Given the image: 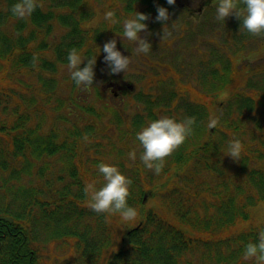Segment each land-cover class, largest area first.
Returning a JSON list of instances; mask_svg holds the SVG:
<instances>
[{
    "label": "trees",
    "instance_id": "obj_1",
    "mask_svg": "<svg viewBox=\"0 0 264 264\" xmlns=\"http://www.w3.org/2000/svg\"><path fill=\"white\" fill-rule=\"evenodd\" d=\"M134 1L128 0V5L131 6ZM16 2L18 0H0V72L13 69L10 79L0 83V183L13 195V201L20 197L22 210L27 207L28 211L25 215L10 214L4 203L0 208V264L42 262L41 252L32 247L34 240L28 237L29 226L25 221L33 224L44 222L49 238L70 237L71 264H194L185 259V255L200 249L206 240L189 235L181 226L191 230L201 227L204 231H229L238 226L237 222L250 217L248 207L264 202V68L246 65L239 60L241 50L232 49L236 41L243 43L245 36L249 35L246 31L239 32L240 20L231 16L228 22L227 31L233 42L229 44L224 40V44L231 54L225 56L221 53L218 59H207L198 76L204 89L211 87L230 93L219 111L218 126L209 130L210 111L200 104L190 103L187 98L180 104L174 90L170 91L169 97L162 99L165 104L155 97H132L128 102H132L133 108L127 112L118 107L117 98L111 96L110 105L95 109L88 104V100L94 92L104 101L105 93L99 85L108 66L104 63L102 49L104 41L108 42L116 36L117 25H89L95 15L88 9L85 0H38L42 7H37L27 20L12 15L10 9ZM114 14V19H118L119 13ZM72 48L77 49L84 59L99 53L94 67V83L87 90L77 87L70 74L66 75V79L57 77L60 68L67 66V56ZM34 53L38 55L35 67L32 64ZM86 64L85 60L80 67ZM21 76L29 83L21 81V89L12 86V81L19 80ZM237 83H242L244 90L238 89ZM28 88L31 93L27 92ZM53 96L59 100L54 110L64 113L56 116L46 129L44 126L49 113L46 110L49 109L44 103H48ZM107 108L113 114L112 120L118 124L116 129L119 132L118 137L107 141L108 147L122 143L126 152L118 150L117 153L126 156L133 149L131 141L136 133L149 121L167 116L165 110H170L172 113L167 117L177 122L195 117L193 134L166 158L161 173L168 174L171 180H182L187 184H191L196 175L205 174L201 182L202 192L205 200L211 202L200 212L189 205L185 196L191 188L176 190V184L169 192H165L168 187L159 189L165 192V199H171L167 208L178 224L165 215L149 210L142 222L121 236L116 245L118 250L114 253L111 252L115 245L111 222L105 219V214H97L87 206L88 198L83 191L86 183L98 181L97 188L103 185L102 176L93 174L99 173L97 165L104 163V157L99 155L104 147L95 139L101 133L99 125ZM38 111L39 123L30 125L32 116ZM75 116L83 124L74 120ZM64 123L66 126H63ZM232 138L239 139L247 152L241 154L238 162L226 159L227 164L223 168L224 153ZM93 143L95 149L91 147ZM84 159L90 167L84 168ZM141 165L140 161L119 164L121 170H128L126 178L132 180L127 203L137 213L146 193L154 190V181L146 178L147 171ZM190 167L192 172L178 176L182 172L180 169ZM25 172H33L35 179L53 188H48V191L22 188L16 194L8 179L14 181L19 177L20 180ZM46 173H49L48 177ZM90 174L96 179L91 181ZM188 174L193 176L186 178ZM148 180L152 181L150 185ZM233 180L236 181L235 186L232 185ZM41 191L48 193V199L42 197ZM215 195L221 200L216 205L212 203V196ZM237 198L242 201L237 202ZM36 208L40 216L34 219L31 210ZM260 228H264V222L225 238L233 263L235 256L242 259L249 242L257 241ZM218 241L224 243L223 239ZM215 260L216 264H224L228 258L219 254Z\"/></svg>",
    "mask_w": 264,
    "mask_h": 264
},
{
    "label": "rangeland",
    "instance_id": "obj_2",
    "mask_svg": "<svg viewBox=\"0 0 264 264\" xmlns=\"http://www.w3.org/2000/svg\"><path fill=\"white\" fill-rule=\"evenodd\" d=\"M86 6L89 10L94 13L95 17L88 23L89 25L95 27L103 24L109 23V25H112L113 23L110 20L105 19V14L108 11L113 12H121V11H129L125 12L130 18L134 15L135 12H149V8L145 7V5L141 1H134L131 3V6H128V0H85ZM144 8V9H143ZM175 17H170L169 21H167V28L165 29L166 32L170 33V35L166 36L163 40H161V36L163 34V28L165 27V24L162 22H156L157 24H153L152 18L153 15H147L149 17L148 20L144 21V23L147 25L148 32L151 33L150 36H148L146 33H141L142 38H147L148 42L152 45L151 51L147 54L141 53L140 55H136L134 53V49L137 46L135 42L128 41L124 37L115 36L113 39H116L117 48L118 51L122 53L123 56L130 58V65L128 67V70L123 73L119 74H113L110 75V69L107 68L105 70V73H108L105 75L106 82L111 81L112 78H114V81L123 84V86H133V89L135 93H138L139 91L147 93V95L150 94V96L147 97H154L157 96L158 100L161 101V103L165 104L162 99H166L168 96H170V91L174 90L176 93L177 99H179L180 104L182 101L186 100V98L189 101L193 102H199L203 103L206 108L210 109L212 114L215 115L217 111H220L222 109L224 101L230 97V93L228 90L226 92L218 97H207L203 93V91L199 87V79L197 77L198 75V67L200 65L206 64V59L209 57L206 53L210 51L213 47H216L219 45L221 49L219 48V52L222 50H225L224 47V40L226 43L233 42L230 37V33L227 32L228 28V22L231 21V16L225 19V22H221L218 24V30L214 31L213 33H208L206 35H203V33H200L201 31L199 29H194L190 26H187V23L190 22L184 14L178 13ZM146 15V14H145ZM117 27L116 30L119 28V24L121 23V26L123 27V21L116 19ZM174 23V24H173ZM152 26V28L150 27ZM105 30V29H103ZM107 31V30H106ZM117 34V32H116ZM112 38V37H111ZM110 38V39H111ZM107 40V39H105ZM106 41H104L105 44ZM213 42H217L216 45H214ZM258 41L253 42L254 45H256ZM210 49V50H209ZM205 52V53H204ZM99 53H97L95 56L98 58ZM199 63V64H198ZM197 64V65H196ZM13 69L6 70L5 72H0V83L4 82V79H10V73ZM63 74V75H62ZM69 75V71L67 66L60 68V73H57V77L64 78ZM116 75V76H114ZM108 77H111V79H107ZM243 79V78H242ZM105 80V79H104ZM21 81L24 83H29V80L27 78H21L14 79L12 81V86H16V88L21 89ZM105 82V83H106ZM241 82V78H240ZM32 83V82H30ZM104 83V84H105ZM4 84V83H3ZM236 86H239L238 89H243L244 85L242 83H237ZM3 89H6L4 85H2ZM100 88V85H99ZM231 90V89H229ZM28 93H31L30 89L27 90ZM88 104L95 107V109H101V107H105L104 105H110V96L109 91L104 95V101L100 100L101 97L96 95L94 92H91ZM119 98L117 101L118 107H123L126 109L127 112H131L132 110V102H127L130 99L131 95H127L125 93V90L122 89V91L119 94ZM183 95V96H182ZM27 97V95H25ZM205 97V98H203ZM221 101V102H220ZM46 107L49 110H46L49 113H47V124L44 126V128H48L52 122L54 121L56 116H59L63 114V111L60 110H54L59 104V100L56 96H53L49 99L48 103H44ZM106 108V107H105ZM108 109V108H107ZM171 111L168 110V112L165 110V114H170ZM45 115V113H44ZM179 116H182L179 114ZM46 117V115H45ZM113 114L109 111L103 116L99 128L101 130V133L98 135V138L95 140L99 141L100 144L104 148L101 149V155L104 157V163L109 164L111 166H116L120 173L127 177L129 174L127 173L128 170L123 171L121 168H119V164L123 163L124 161L128 162L129 156L118 154L117 151L121 150L126 152V147L122 143L114 144L113 146L108 147V142L112 137H118L119 132L116 129L118 127L117 123H113L112 120ZM74 120L79 121V124L81 123V120H78L77 116L73 117ZM40 121V113L39 111L32 116V121L29 123L30 125L39 123ZM27 124V123H26ZM27 124V125H29ZM63 126H66V123L63 124ZM120 127V125H119ZM111 129H114L112 131ZM94 140V141H95ZM131 145L133 147V150H136V160L140 161L139 157L142 152V149L139 146V142L135 139H132ZM93 149H95L94 143L91 146ZM227 147L225 150L226 155ZM253 151V150H252ZM95 150L93 151V154H95ZM131 152V151H130ZM246 150H242V154L246 153ZM129 154V153H128ZM89 158V155L86 156ZM86 158V159H87ZM226 159L229 161L231 159L230 157H224L223 165L227 164ZM49 160V159H48ZM133 161V160H132ZM141 162V161H140ZM85 166L87 167V162L84 159ZM83 163V165H84ZM41 165V164H40ZM143 165V164H142ZM141 165V166H142ZM84 166V167H85ZM238 164L236 163V167ZM36 169V168H35ZM144 170H146L147 174L146 178H151L154 182L148 180L147 182L149 185L152 183L154 184L152 189H154V194H149L145 198V205H143L139 212L137 213V217L135 221L128 222V223H122L118 216H112L110 218L111 226L113 227V242L116 245L119 243L120 237L122 233L124 236L126 235V232L128 229L132 228L133 226L137 225V223L144 218L145 211L153 210L154 212H157L158 215L161 216L165 215L166 217H169L171 220L174 221V223H177L176 217L173 215V213L167 208L168 203L170 204V200L165 199V192L171 191V187L176 186L178 184V187L176 190H179L181 188H191L188 189V193H186V198L189 203V205H192L193 207L197 208L198 211L202 212L203 209L207 204H211V202H207L203 196V189L201 182L203 178L206 176L205 174H199L194 177V181L191 184H187L186 182H183L182 180H171V177L168 176V174L164 175L163 173H160L159 175H155L153 171L147 170L144 167ZM180 172L178 174L179 177L183 176L186 172H192V167L190 168H183L180 169ZM237 172V171H235ZM94 176H99V173H94ZM203 175V176H202ZM45 176H49V173H46ZM94 176H90L91 181H93L92 178H95ZM189 178L193 175L188 174ZM155 177V179H153ZM170 177V178H169ZM202 177V178H201ZM209 177V176H208ZM19 178V177H18ZM8 179L9 185L13 184V189L17 194V190L19 189H30V188H37V189H44L45 191H48L52 189L53 187H47V184H44L42 181L35 179L33 177V172H30L27 174L24 173V177H22L20 180ZM46 178V177H44ZM169 178V179H166ZM212 180H214L213 177H209ZM182 181V182H181ZM164 183L163 186H159L160 184ZM21 187L19 188V186ZM149 187V186H148ZM168 187L169 190L162 193V190H159L161 188ZM175 189V188H173ZM214 190V189H212ZM220 190V189H219ZM13 192V191H12ZM179 192V191H177ZM183 191H180V193ZM179 193V194H180ZM42 197L45 199H48V193L42 192ZM13 195L8 193L4 187L1 186L0 183V208L2 207L3 203L7 207V211L10 214H23L25 215L27 213V208L25 211L21 209V198L17 197L15 201H13ZM174 196V195H172ZM176 196V195H175ZM213 204H218L221 202L220 198L215 195L212 196ZM164 199V201H162ZM177 197L175 198L176 201ZM237 202H241L242 199L237 198ZM225 200V198H223ZM173 209V208H172ZM250 217L245 221H239L237 222L238 226L235 228H231V230L228 231V229H222V230H211V231H204L201 227L198 229L191 230L188 227L182 226L181 228H185L184 230L191 236L204 239L206 240L204 245L200 246V249H194L190 252H187L185 255V259L193 262L194 264H216L215 257L219 254L222 256H225L228 258L224 264H254V261H243L239 256L234 257V262L229 257L230 248L225 244L226 239L228 237H231L232 235H235V233H240L242 230H246L252 226H258L264 221V203H259L255 206L248 208ZM32 215L35 219L38 218V211L36 209H32ZM65 218V216H64ZM26 224L29 226L28 228V237L30 240H34V243L32 247L35 249L37 248L38 252H41L40 258L41 263L39 264H71V238L67 236H60L55 239L48 237V232L45 230V223L41 222L40 225H38L36 228H32L31 230V224L35 225L31 222L25 221ZM224 240L223 242H216V240ZM115 248H112L111 252H116ZM73 252V251H72ZM75 254V253H73ZM74 258V257H73Z\"/></svg>",
    "mask_w": 264,
    "mask_h": 264
},
{
    "label": "clouds",
    "instance_id": "obj_3",
    "mask_svg": "<svg viewBox=\"0 0 264 264\" xmlns=\"http://www.w3.org/2000/svg\"><path fill=\"white\" fill-rule=\"evenodd\" d=\"M168 5H175L176 0H167ZM239 5H243L241 8ZM37 7H42L38 4V0H18L11 7L10 11L14 17L20 20H27L31 17ZM156 22L165 24L161 40L170 35L165 29L170 16L168 10L164 7L157 6ZM114 12L108 11L105 14V19L112 23H117L114 19ZM235 16L240 20L241 27L239 32H247L253 36H264V0H219L216 6V20L225 22V19ZM149 17L145 14L135 12L132 18L123 20V37L128 41L135 42L136 47L134 53L140 55L147 54L151 51L152 45L147 38H142L141 33H146L148 36L147 25L144 21ZM174 24V23H173ZM18 36L19 33H16ZM117 41L112 39L103 45L104 63L110 69L109 74L125 73L131 63L129 57L122 55L117 50ZM96 56L84 59L78 53L77 49L72 48L67 56V68L71 80L77 87H82L87 90L94 83V67L96 65ZM87 61L85 67L80 65ZM38 63V55L33 54L32 64L35 67ZM195 117H186L180 122L167 116L155 121H150L147 126L143 127L136 133V140L142 149L140 161L147 170L153 171L155 175H159L165 165L166 158L171 156L186 139L193 134V126L195 125ZM219 124V119L215 116H210L207 124L209 130L215 129ZM87 141L88 137H84ZM243 145L239 139L232 138L227 144V157L233 161H240ZM136 150L131 151L129 159L136 160ZM98 172L102 176L103 185L100 188L96 187L98 181L86 183L84 194L88 198L87 206L97 214H105V219L110 222L112 216H118L122 223L135 221L137 211L127 203L130 195L129 188L132 180L126 178L120 173L116 166H111L106 163L97 165ZM242 260L245 262L254 261V264H264V228H260L257 234L256 242H249L244 248Z\"/></svg>",
    "mask_w": 264,
    "mask_h": 264
},
{
    "label": "flooded vegetation",
    "instance_id": "obj_4",
    "mask_svg": "<svg viewBox=\"0 0 264 264\" xmlns=\"http://www.w3.org/2000/svg\"><path fill=\"white\" fill-rule=\"evenodd\" d=\"M207 2L208 0H176L175 5L172 6H174L176 10L185 13L187 18L191 20L190 23H187V26L194 28L195 22L197 23V25H203L202 14L204 9L207 7ZM157 6H159V4H154L153 8H157ZM176 15L178 14H176L175 12H173V14L169 13L170 17H175ZM151 22H153V24H157L156 18L153 17ZM150 27L152 28V26Z\"/></svg>",
    "mask_w": 264,
    "mask_h": 264
}]
</instances>
